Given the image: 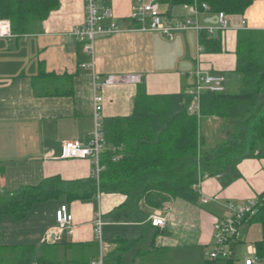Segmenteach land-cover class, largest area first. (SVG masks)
Returning <instances> with one entry per match:
<instances>
[{
    "label": "crops",
    "instance_id": "obj_1",
    "mask_svg": "<svg viewBox=\"0 0 264 264\" xmlns=\"http://www.w3.org/2000/svg\"><path fill=\"white\" fill-rule=\"evenodd\" d=\"M100 4L113 12L118 24L133 31L96 39L95 72L100 79L110 74L141 75L139 85L122 84L102 90L103 122L130 117L139 86L150 97L187 93L193 84L188 75L196 69L223 75L227 89L236 63L237 28L244 22L245 30L264 31V0H253L242 16L227 17L232 29L217 35L222 52L212 54L204 52L199 35L194 31L169 37L137 30L142 23L130 19L135 0H101ZM160 10L168 21L183 19L188 14V8L175 7L168 19L163 15L165 9L160 7ZM214 17L215 13L200 12L199 23L206 26ZM83 21V0H59L58 9L38 25L34 34L18 40L0 39V188L3 190L0 202H8L18 190L37 186L48 178L76 181L92 176L89 159H53L60 156L63 142H85L93 129L92 76L89 70L80 68L89 58L82 44L63 36ZM46 75L49 77H44ZM69 86L70 93L39 96L47 92L60 93ZM223 128L221 120L201 121V134L207 146L220 141ZM198 192L196 205L171 199L161 209L142 207L147 216L139 223L107 217L124 203L126 198L120 194H102L88 203L36 204L19 223L4 217L0 219V246L33 245L39 249L36 255L40 257L45 248L42 246L54 244L55 240L71 244L95 243L96 258L99 247L94 218L99 212L104 223L105 256L117 248L114 240L120 238L132 242L124 255L126 264H205L213 223L229 216L223 205L245 204L264 192V159L243 160L228 172L204 180ZM205 198L208 202H204ZM61 205L68 207L73 218L70 235L60 234L56 228L55 212ZM154 213L166 220L164 227H151L149 218ZM252 225L255 224L246 223L241 227L231 264H241L246 256L241 257L239 250L244 251L241 247L245 246L244 239ZM64 243H59L60 264H68L67 256L70 257ZM251 248L248 247L247 252Z\"/></svg>",
    "mask_w": 264,
    "mask_h": 264
},
{
    "label": "trees",
    "instance_id": "obj_2",
    "mask_svg": "<svg viewBox=\"0 0 264 264\" xmlns=\"http://www.w3.org/2000/svg\"><path fill=\"white\" fill-rule=\"evenodd\" d=\"M170 19L175 7L206 4L211 13L227 17L242 16L253 0H158ZM59 7V0H0V19L10 22L15 38L34 34L39 24ZM204 52H222L219 36L199 34ZM235 69L223 93L205 92L199 97L198 114H190L191 97L186 93L171 96H147L138 87L133 113L128 118L102 121L106 148L100 156L103 167L98 179L63 181L59 177L43 180L37 186L24 187L8 202H0V219L23 221L32 207L49 201L93 202L99 193L120 194L125 201L108 214L113 220L142 222L147 216L142 207L161 209L171 199L196 205L198 189L205 177H217L243 160L264 159V31L239 30L235 43ZM44 77H49L48 75ZM70 80V79H69ZM69 82V81H68ZM70 83V82H69ZM44 93L39 96L64 95L69 92ZM213 118L224 123L222 137L212 147L201 134V121ZM247 223L260 226L255 242L257 257L264 258V206ZM117 248L106 256L105 264H126L124 255L132 242L117 238ZM61 245L0 246V264H60ZM63 247L70 253L68 264H89L95 243Z\"/></svg>",
    "mask_w": 264,
    "mask_h": 264
},
{
    "label": "built area",
    "instance_id": "obj_3",
    "mask_svg": "<svg viewBox=\"0 0 264 264\" xmlns=\"http://www.w3.org/2000/svg\"><path fill=\"white\" fill-rule=\"evenodd\" d=\"M136 5L132 9L130 15L131 21L140 22L142 25L137 30L142 32H157L164 36H173L177 33L194 31L196 34L205 32L209 36H215L220 33L230 31L227 16L223 12L215 14L214 19H210L211 23L201 26L199 23L200 12H210L206 4L200 6L194 4L188 8V14L183 19L165 20L162 16L158 0H135ZM101 0H83L84 21L63 36L67 39L79 42L83 46V50L89 60L80 65V68L89 70L92 76V119L93 129L85 142L77 140L66 141L61 144V153L56 160H76L89 159L92 164V176L98 179L102 166L99 163L100 156L106 148V140L102 124V107L103 97L102 90L107 87L116 85H139L141 83V75L127 74L115 75L110 74L100 79L95 72V49L94 44L98 37L111 36L114 34L133 31L123 28L115 21L113 12L100 4ZM237 30H245L244 22ZM15 36L12 33L10 22L6 19H0V39L11 40ZM188 77L192 80V88L187 91V95L192 96L193 100L188 106L190 114H198L199 97L205 93H223L226 91V78L220 74L203 73L196 69L191 72ZM51 157V155L48 154ZM208 179L207 177L204 180ZM199 181L194 188L199 189L201 183ZM3 190L0 188V195ZM100 194L98 193L96 199ZM213 201V200H212ZM204 202H208L205 198ZM264 206V192L257 198L248 201L245 204L227 203L223 207L229 213L225 219H216L213 223V236L210 249L206 254L205 264H231L233 261V246L238 241L241 227L247 221L255 216L258 209ZM149 222L151 227L162 228L166 224V220L159 213H154ZM56 228L60 234L70 235L73 228V218L66 205H61L55 212ZM104 223L99 212L94 218L95 240L99 247V254L90 261L89 264H105V247L102 238V227ZM50 239V238H49ZM241 264H262L257 257L256 250L250 249L248 255L242 258Z\"/></svg>",
    "mask_w": 264,
    "mask_h": 264
},
{
    "label": "rangeland",
    "instance_id": "obj_4",
    "mask_svg": "<svg viewBox=\"0 0 264 264\" xmlns=\"http://www.w3.org/2000/svg\"><path fill=\"white\" fill-rule=\"evenodd\" d=\"M14 43V42H13ZM61 201V200H60ZM259 230H260V226L258 224H255V225H252V227L250 228V233L248 234V236H246V238L244 239V242H245V246L241 247V249H243L244 251L242 250H239V253L241 252V257L242 255H248V252H247V248L248 247H252V248H255L254 245H255V242H257L259 239H260V236H259ZM105 240V238H104ZM103 240V241H104ZM105 242V241H104ZM235 257V256H233ZM239 257V256H238ZM260 259V258H259ZM261 260V263L264 264V258L263 259H260Z\"/></svg>",
    "mask_w": 264,
    "mask_h": 264
},
{
    "label": "water",
    "instance_id": "obj_5",
    "mask_svg": "<svg viewBox=\"0 0 264 264\" xmlns=\"http://www.w3.org/2000/svg\"><path fill=\"white\" fill-rule=\"evenodd\" d=\"M215 20V19H214ZM55 237L54 236H52V239H54ZM55 243H57V244H62V243H64V240H55L54 241Z\"/></svg>",
    "mask_w": 264,
    "mask_h": 264
}]
</instances>
